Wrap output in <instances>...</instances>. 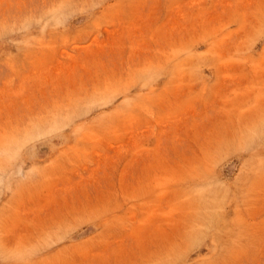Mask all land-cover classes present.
I'll use <instances>...</instances> for the list:
<instances>
[{
    "label": "rangeland",
    "instance_id": "1",
    "mask_svg": "<svg viewBox=\"0 0 264 264\" xmlns=\"http://www.w3.org/2000/svg\"><path fill=\"white\" fill-rule=\"evenodd\" d=\"M0 264H264V0H0Z\"/></svg>",
    "mask_w": 264,
    "mask_h": 264
}]
</instances>
